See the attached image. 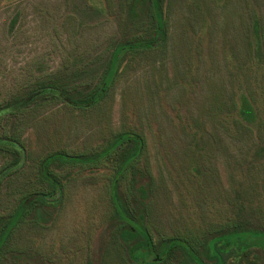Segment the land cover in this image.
Masks as SVG:
<instances>
[{
	"label": "rangeland",
	"instance_id": "374dc122",
	"mask_svg": "<svg viewBox=\"0 0 264 264\" xmlns=\"http://www.w3.org/2000/svg\"><path fill=\"white\" fill-rule=\"evenodd\" d=\"M123 2L0 0V107L41 81L97 76L111 45L131 34ZM165 11L167 41L125 56L99 106L79 110L46 100L0 117V134L19 137L27 151L25 166L0 185V234L9 235L0 264H131L115 233L111 159L101 167L56 160L50 170L60 177L61 199L55 196L59 190L50 192L49 198H56L50 205L29 206L17 225L8 220L10 214L17 217L24 198L51 190L40 171L48 170L47 156L94 149L122 130L147 137V158L140 161L149 163L158 184L149 216L155 245L160 233H201L226 221L239 209L240 194L251 203L255 194L256 205L261 201L251 206L252 225L264 226V174L256 176L261 182L254 192L238 188L235 158L246 156L248 139L232 136L217 116L223 104L229 110L247 89L264 95V0H165ZM254 13L262 24L260 51L249 30ZM252 61L261 68L258 84L249 77ZM10 159L0 150V167ZM120 185L124 191L125 183ZM246 240L257 244L239 264H264V238ZM131 259L184 264L186 257L181 251L158 254L155 248L148 258L136 253Z\"/></svg>",
	"mask_w": 264,
	"mask_h": 264
},
{
	"label": "trees",
	"instance_id": "16d2710c",
	"mask_svg": "<svg viewBox=\"0 0 264 264\" xmlns=\"http://www.w3.org/2000/svg\"><path fill=\"white\" fill-rule=\"evenodd\" d=\"M123 4L131 34L111 45L113 47L111 55L107 62L103 63L101 71H98V77L94 76L88 81L80 82L72 80V83L53 79L38 82L26 92L17 95L9 105L0 107V117L4 113L20 114L46 100L64 103L79 110H89L99 106L109 96L115 76L125 56L131 52L137 54L152 51L164 45L168 39L169 29L165 0H125ZM252 19L253 23L249 30L255 35L251 38L254 40V46L256 47L257 44V50L260 51V39L263 37L262 24L256 13L252 15ZM261 46L263 47L264 43ZM255 64L252 61L250 69H253L249 77L255 84H258L259 75L256 73L261 68ZM260 95L263 97L261 98ZM223 105L217 115L221 118L222 126H228L227 132L239 140H244L243 137L248 139L245 140L249 146L246 156H236L235 158V177H238L236 183L240 190L254 192L259 188L261 182L256 179V176L264 174L263 92L258 88L257 90L250 88L230 105L229 110L226 109V105ZM194 135V142L199 141L198 134ZM201 139H204L202 134ZM147 142L144 132L133 129L122 130L112 132L94 149L72 155L54 153L47 156L43 163L48 167V170L43 172L40 169V171L51 190L40 191L37 196L32 194V199L29 201L24 198L17 206V217H12L10 214L9 222L15 220L17 225L22 219V212L26 214L29 206L32 207L34 204L36 206L38 203L50 205L56 200V198H49L52 196L49 194L50 192L57 193L59 190V194L63 193L60 177L50 170V166L56 160L72 161V165L82 167H92L93 165L101 167L105 160L111 159L113 172L110 184L112 186L114 184L115 188L108 191L110 198L113 199L112 204L115 209V213H113V220L117 221L115 233L118 234L127 253L125 258L127 263L130 261L131 264H138L131 259L136 253L148 258L151 250H155V248L156 253L163 255H175L176 252L181 251L186 257L184 264H239L245 260V256H248L251 248L257 244L247 241L246 238H264V226L252 225L255 209L251 213V206L256 208L262 205L261 201L257 205L254 204L255 194L249 197L254 203L246 199L248 196L237 195L235 206L239 209L233 214L234 216L220 222L214 228L205 227L201 233H198L197 229L178 230L173 234L160 233L158 244H154L153 234L149 230V216L151 206L156 199L154 192L158 189V184L151 173L149 163L144 165V162L140 161L142 158H147ZM0 150L11 156V159L0 167L1 185L7 177L19 172L24 167L27 151L24 142L19 137L7 134H0ZM95 152L97 154H94ZM122 182L125 183L124 191L121 189L123 184L120 185ZM59 194L55 195L59 196L57 201L61 199ZM243 207L249 208L250 211L246 212V208L243 209ZM5 231L7 232V229ZM8 236L0 234V249L4 246ZM243 239L245 242L242 241ZM262 247L264 248V245ZM195 256L199 258V262H195ZM158 260H160L159 256Z\"/></svg>",
	"mask_w": 264,
	"mask_h": 264
},
{
	"label": "crops",
	"instance_id": "0c3cea01",
	"mask_svg": "<svg viewBox=\"0 0 264 264\" xmlns=\"http://www.w3.org/2000/svg\"><path fill=\"white\" fill-rule=\"evenodd\" d=\"M26 162H27V160H26ZM26 164V163H25ZM25 166V165H24ZM2 167V166H1ZM62 191V190H61ZM61 193V192H60ZM63 194V193H62ZM62 194H59L60 196H62ZM59 197V196H58Z\"/></svg>",
	"mask_w": 264,
	"mask_h": 264
}]
</instances>
